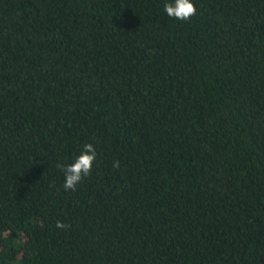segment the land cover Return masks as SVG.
<instances>
[{
	"label": "trees",
	"instance_id": "1",
	"mask_svg": "<svg viewBox=\"0 0 264 264\" xmlns=\"http://www.w3.org/2000/svg\"><path fill=\"white\" fill-rule=\"evenodd\" d=\"M169 2L0 0V264H264V0Z\"/></svg>",
	"mask_w": 264,
	"mask_h": 264
},
{
	"label": "clouds",
	"instance_id": "2",
	"mask_svg": "<svg viewBox=\"0 0 264 264\" xmlns=\"http://www.w3.org/2000/svg\"><path fill=\"white\" fill-rule=\"evenodd\" d=\"M164 11L169 17L177 20L187 21L197 12V8L193 0H172V2L164 4ZM97 158V151L92 143H86L83 150L76 157L75 161L67 166L58 164L65 173V182L63 187L65 190H75L78 183L91 174L94 161ZM115 166H119L117 161ZM57 228H66L68 225L58 221Z\"/></svg>",
	"mask_w": 264,
	"mask_h": 264
}]
</instances>
